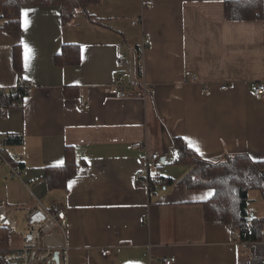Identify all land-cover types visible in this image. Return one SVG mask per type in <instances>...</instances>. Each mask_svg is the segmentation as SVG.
<instances>
[{
  "label": "crops",
  "instance_id": "0c3cea01",
  "mask_svg": "<svg viewBox=\"0 0 264 264\" xmlns=\"http://www.w3.org/2000/svg\"><path fill=\"white\" fill-rule=\"evenodd\" d=\"M226 1L98 0L67 25L57 7H28L17 33L0 20V90L29 85L28 96L0 117V145L9 134L21 139L5 145L23 157L21 180L0 166L16 229L15 214L25 230V213L39 202L65 211L68 264H240L246 249L236 234L204 220L213 190L179 183L190 165L173 149L179 138L205 161L243 154L264 161V100L250 90L264 77V18L227 20ZM71 44L79 46V64L57 66ZM16 46L21 76L12 65ZM118 59L137 84L121 100L110 95ZM66 147L80 167L65 189L48 190L45 168L62 165ZM139 174L156 181V195ZM163 178L173 183L162 186ZM22 235L8 249L19 248Z\"/></svg>",
  "mask_w": 264,
  "mask_h": 264
},
{
  "label": "trees",
  "instance_id": "16d2710c",
  "mask_svg": "<svg viewBox=\"0 0 264 264\" xmlns=\"http://www.w3.org/2000/svg\"><path fill=\"white\" fill-rule=\"evenodd\" d=\"M98 0H0V20L3 29L17 33L20 31V14L28 7H57L61 23L70 24L80 10L96 4ZM225 18L230 21L263 20L264 2L262 0H232L224 5ZM78 45H64L55 63L59 67L77 65L80 62ZM12 65L18 76L22 74V57L19 46L13 48ZM141 59L136 58V74H141ZM16 89L0 90V117L18 106L29 94V85L19 80ZM28 85V86H27ZM71 90L65 89L66 98H73ZM20 138L9 134L1 143L18 144ZM173 149L177 161L190 165V172L179 182L188 189H211L212 197L203 203L204 220L221 223L236 234L239 245H245L246 254L240 264H264V218L250 217L248 212V193L257 191L264 201V161H254L247 155H226L222 159L205 161L187 148L182 139H173ZM22 165L19 167L21 168ZM80 163L73 148L66 147L64 163L45 168L44 180L48 190L65 189L67 182L76 174ZM161 179L158 178L157 181ZM162 186L172 184L173 180L163 178ZM150 196L156 195V181H149ZM250 228H246L247 222ZM12 231L0 228V250L10 248ZM1 256V254H0ZM0 264H3L0 261Z\"/></svg>",
  "mask_w": 264,
  "mask_h": 264
},
{
  "label": "built area",
  "instance_id": "2783aa9c",
  "mask_svg": "<svg viewBox=\"0 0 264 264\" xmlns=\"http://www.w3.org/2000/svg\"><path fill=\"white\" fill-rule=\"evenodd\" d=\"M134 22L133 25H136ZM150 45V40L145 38L142 47ZM127 60L118 59L116 69L119 76L115 79L110 88V95L117 100L125 99L129 96L128 88L136 87V82L131 80V73L127 69ZM186 78L195 81L196 77L190 72H186ZM18 84L13 89H16ZM28 86V85H27ZM226 89V85L220 87ZM253 96L264 100V77L255 82L250 87ZM141 143L134 144V148H140ZM158 156L152 154L149 160L156 161ZM23 161L22 155L9 154L6 147L0 145V166H6L9 169L8 179L21 180L20 165ZM6 178V179H7ZM139 181L146 188L149 186V179L144 174L138 175ZM13 209L5 201L0 202V228L14 231L16 224L12 218ZM64 210H46L40 203H36L32 208L26 211L24 216L25 233L21 236V246L7 251L0 250V261L3 264H68L69 247L67 243L66 230L64 227ZM251 222L248 221L246 228H250ZM54 233L60 237L56 240ZM58 254V263L54 262V255ZM109 250L102 251V256L108 255ZM173 258H163L160 264H172Z\"/></svg>",
  "mask_w": 264,
  "mask_h": 264
},
{
  "label": "rangeland",
  "instance_id": "374dc122",
  "mask_svg": "<svg viewBox=\"0 0 264 264\" xmlns=\"http://www.w3.org/2000/svg\"><path fill=\"white\" fill-rule=\"evenodd\" d=\"M1 169V167H0ZM3 176L0 177V201H3L6 199V192H7V185L4 183V179L2 178ZM9 182V181H8ZM6 185V186H5ZM248 212L249 216L252 217H262L264 218V201L259 195L257 191H250L248 193ZM254 215V216H253ZM15 218L17 219L18 222V227L17 229L12 232L11 235V240H10V246L11 247H16L17 246V240L21 234L25 232L24 230V225L22 221V216L20 212H17L15 214ZM244 248V245L242 246Z\"/></svg>",
  "mask_w": 264,
  "mask_h": 264
},
{
  "label": "water",
  "instance_id": "95a60500",
  "mask_svg": "<svg viewBox=\"0 0 264 264\" xmlns=\"http://www.w3.org/2000/svg\"><path fill=\"white\" fill-rule=\"evenodd\" d=\"M54 262L58 263V254L57 253L54 255Z\"/></svg>",
  "mask_w": 264,
  "mask_h": 264
}]
</instances>
